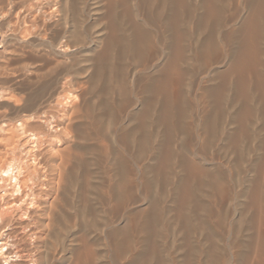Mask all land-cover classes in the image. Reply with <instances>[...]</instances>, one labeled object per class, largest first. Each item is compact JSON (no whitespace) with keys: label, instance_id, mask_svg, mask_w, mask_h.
<instances>
[{"label":"bare ground","instance_id":"bare-ground-1","mask_svg":"<svg viewBox=\"0 0 264 264\" xmlns=\"http://www.w3.org/2000/svg\"><path fill=\"white\" fill-rule=\"evenodd\" d=\"M0 76V264H264V0H0Z\"/></svg>","mask_w":264,"mask_h":264},{"label":"rangeland","instance_id":"rangeland-1","mask_svg":"<svg viewBox=\"0 0 264 264\" xmlns=\"http://www.w3.org/2000/svg\"><path fill=\"white\" fill-rule=\"evenodd\" d=\"M1 86H2V84H1ZM13 86L15 87V85H13V84H12V86H11V84H7V85L5 84L2 87L3 89H0V93L2 94L0 96V126H2L1 123L3 121L4 122L6 121L5 122L6 123V128L4 127L5 128V131L4 132L3 131L0 132V138L1 137L4 138L5 135H6V137H11L12 134L13 135L15 134L13 136L14 137L13 139H16V138L18 139L20 137L19 140L23 142V141H25V136H24L25 133L23 131H21L22 129L20 128L19 125H17L18 124L17 121H15V120H19V117H22L21 116L22 114L18 110V108L20 106V103H21V102L19 103V100L20 99L18 97H20L22 95V92L20 93V91H19L20 89L17 88V87L14 88ZM19 94H20V96H19ZM17 103H19V104H17ZM18 113H19V117H17L18 116ZM14 116L16 117V119H13ZM7 117H8L9 120L7 119ZM8 133H9V135H8ZM1 149H2V147H0V150ZM3 155H4V149H3V151L0 152V166L3 163H5V160H6L5 159V156H3ZM1 159H2V162H1Z\"/></svg>","mask_w":264,"mask_h":264}]
</instances>
